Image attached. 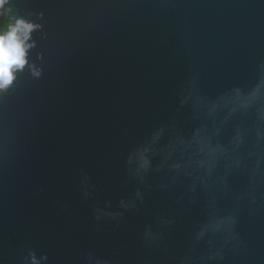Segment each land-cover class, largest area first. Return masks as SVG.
Wrapping results in <instances>:
<instances>
[{
  "label": "water",
  "instance_id": "1",
  "mask_svg": "<svg viewBox=\"0 0 264 264\" xmlns=\"http://www.w3.org/2000/svg\"><path fill=\"white\" fill-rule=\"evenodd\" d=\"M2 13L0 264H264V0Z\"/></svg>",
  "mask_w": 264,
  "mask_h": 264
},
{
  "label": "clouds",
  "instance_id": "2",
  "mask_svg": "<svg viewBox=\"0 0 264 264\" xmlns=\"http://www.w3.org/2000/svg\"><path fill=\"white\" fill-rule=\"evenodd\" d=\"M5 3V0H0V6ZM38 27L24 19H17L15 23L10 21L5 25L0 26V90L6 88L14 79V71L21 69L26 64V49L29 36L33 28ZM6 28V30H4ZM201 146L199 151H203ZM146 151V150H145ZM215 152V149H212ZM140 168L146 169L149 165L147 157L141 155ZM203 165L205 161H198Z\"/></svg>",
  "mask_w": 264,
  "mask_h": 264
},
{
  "label": "trees",
  "instance_id": "3",
  "mask_svg": "<svg viewBox=\"0 0 264 264\" xmlns=\"http://www.w3.org/2000/svg\"><path fill=\"white\" fill-rule=\"evenodd\" d=\"M8 21V17L2 13V6H0V26L5 25ZM4 30H6V28Z\"/></svg>",
  "mask_w": 264,
  "mask_h": 264
}]
</instances>
